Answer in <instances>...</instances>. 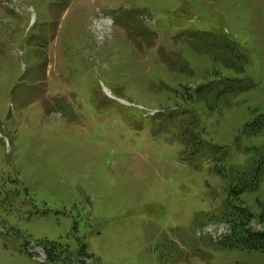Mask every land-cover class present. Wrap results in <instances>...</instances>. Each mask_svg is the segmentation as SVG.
Returning <instances> with one entry per match:
<instances>
[{
	"label": "rangeland",
	"instance_id": "1",
	"mask_svg": "<svg viewBox=\"0 0 264 264\" xmlns=\"http://www.w3.org/2000/svg\"><path fill=\"white\" fill-rule=\"evenodd\" d=\"M236 46L255 87L187 103L236 78L220 53ZM261 114L264 0H0V264H264L198 220L235 197L227 170L263 145L244 133ZM192 116L227 160L184 155ZM240 198L264 232V179Z\"/></svg>",
	"mask_w": 264,
	"mask_h": 264
},
{
	"label": "trees",
	"instance_id": "2",
	"mask_svg": "<svg viewBox=\"0 0 264 264\" xmlns=\"http://www.w3.org/2000/svg\"><path fill=\"white\" fill-rule=\"evenodd\" d=\"M212 44L207 43V47H211ZM227 47V45H226ZM226 51H225V50ZM221 48V52L224 56L229 53L228 63L225 65L227 68L236 70L237 76L242 75V63L250 61V59L244 55L241 50L231 48ZM236 52L240 58H236L231 54ZM207 53H209L207 51ZM231 55V56H230ZM216 60H221L216 58ZM223 60H221L222 62ZM241 62V63H240ZM234 70V71H235ZM216 78L212 82H208L199 86L194 91V97H191V101L188 99V94L184 93L187 103H192L195 99H198L206 104L210 111L219 109L220 107H227L229 103L221 105V102L228 98H233L240 95L254 87V84L244 83L242 80H236V78H226L220 76L218 72L215 73ZM242 77V76H241ZM186 88H184L185 90ZM238 92L235 94V90ZM190 90V89H187ZM179 92V91H178ZM182 97L183 92H179ZM235 94V96H233ZM183 99V98H182ZM187 109V108H186ZM182 116L193 114L194 112L187 109ZM217 111V110H216ZM181 144L185 147L184 155L188 159L194 156H198V160L207 155L214 158V160L222 159L227 160L228 153L224 149H219L213 143L208 142L205 137H202V133H198V119L196 116L189 117L186 122L181 125ZM244 133L247 137L264 136V114L258 115L250 124L244 129ZM204 147L200 150V148ZM206 147H210L211 150L205 151ZM246 152L249 155L247 167H231L227 170L231 171L230 187L232 188L235 197L230 198L219 209L211 210L209 212H203L199 214V219L203 217L208 223H226L230 226V234L223 238L221 241H217L216 245L224 249H247L250 251L257 250L264 252V232H254L251 228V222L254 220V216L249 210H247L241 203L240 196L248 191L256 190L259 184L264 179V143L260 147L246 148ZM221 175L225 172L220 168ZM210 241H213L212 239ZM44 247V250L51 258V252L54 250V244L42 242L40 244Z\"/></svg>",
	"mask_w": 264,
	"mask_h": 264
}]
</instances>
